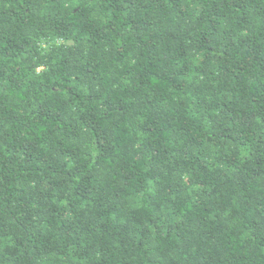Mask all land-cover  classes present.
<instances>
[{
  "label": "trees",
  "instance_id": "16d2710c",
  "mask_svg": "<svg viewBox=\"0 0 264 264\" xmlns=\"http://www.w3.org/2000/svg\"><path fill=\"white\" fill-rule=\"evenodd\" d=\"M0 264H264V0H0Z\"/></svg>",
  "mask_w": 264,
  "mask_h": 264
}]
</instances>
